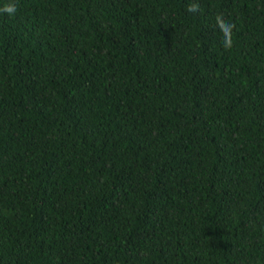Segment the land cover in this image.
<instances>
[{
	"label": "trees",
	"instance_id": "16d2710c",
	"mask_svg": "<svg viewBox=\"0 0 264 264\" xmlns=\"http://www.w3.org/2000/svg\"><path fill=\"white\" fill-rule=\"evenodd\" d=\"M0 264H264V0H0Z\"/></svg>",
	"mask_w": 264,
	"mask_h": 264
},
{
	"label": "clouds",
	"instance_id": "9594fccd",
	"mask_svg": "<svg viewBox=\"0 0 264 264\" xmlns=\"http://www.w3.org/2000/svg\"><path fill=\"white\" fill-rule=\"evenodd\" d=\"M4 12L9 15H13L16 12L14 5H6L3 9ZM187 11L193 14H202V8L199 3H190L187 7ZM216 27L219 29L223 39L221 41L225 49H231L234 46V31L236 30V24L227 21L223 13H217L215 15Z\"/></svg>",
	"mask_w": 264,
	"mask_h": 264
}]
</instances>
